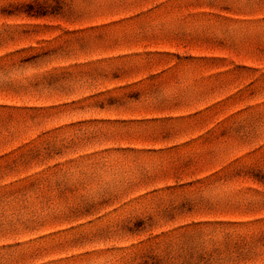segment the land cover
Wrapping results in <instances>:
<instances>
[{
  "label": "rangeland",
  "instance_id": "374dc122",
  "mask_svg": "<svg viewBox=\"0 0 264 264\" xmlns=\"http://www.w3.org/2000/svg\"><path fill=\"white\" fill-rule=\"evenodd\" d=\"M0 264H264V0H0Z\"/></svg>",
  "mask_w": 264,
  "mask_h": 264
}]
</instances>
